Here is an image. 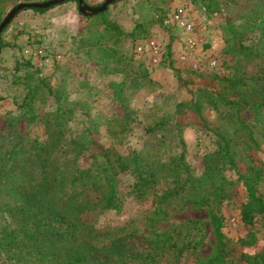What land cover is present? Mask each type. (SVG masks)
<instances>
[{
	"label": "trees",
	"instance_id": "trees-1",
	"mask_svg": "<svg viewBox=\"0 0 264 264\" xmlns=\"http://www.w3.org/2000/svg\"><path fill=\"white\" fill-rule=\"evenodd\" d=\"M12 1L0 0V21ZM69 1L77 7V0L65 2ZM244 1L249 5L238 21L227 20L222 26L227 72L214 78L215 88L198 87L189 100L177 103L173 116L147 110L137 119L127 104L126 82L136 88L157 83L122 51L120 38L125 32L109 19L108 8L85 16L88 21L75 48L97 65L99 74L124 77L108 83L121 114L92 112L88 80L77 82L86 95L71 99L67 73L53 87L31 61L15 58L11 83L20 89L13 97L19 112L5 118L0 128V264H179L187 252L194 255V264H264V250H238V244L255 243L256 220L264 228V159L259 156L264 144V0ZM204 9L216 12L220 4L208 0ZM9 23L0 33V52L10 45L2 37ZM143 31L137 23L128 35L135 40ZM170 47L171 41L168 52ZM49 97L52 108L45 110ZM207 110L215 123L204 115ZM184 111L198 116L210 143L199 173L185 159L183 125L178 120ZM139 121L150 134L139 150L121 154L113 147L97 146L102 131L121 142L132 123ZM22 122L28 126L39 122L44 132L23 134ZM85 154L91 161L81 167L79 159ZM120 172L132 177L137 199L151 198L148 219L154 228L148 234L127 224L99 226L86 218L91 212L121 208ZM240 185L246 196L239 216L248 232L231 242L222 230L220 207ZM186 206L205 209L214 236L207 256L197 255L206 237L200 220L157 228L172 210Z\"/></svg>",
	"mask_w": 264,
	"mask_h": 264
},
{
	"label": "rangeland",
	"instance_id": "rangeland-1",
	"mask_svg": "<svg viewBox=\"0 0 264 264\" xmlns=\"http://www.w3.org/2000/svg\"><path fill=\"white\" fill-rule=\"evenodd\" d=\"M44 0H13L7 4L6 13L21 2L33 3ZM104 0H86L91 6L102 3ZM208 0H120L108 6V17L119 24L125 34L121 36V49L135 64L146 68L149 77L157 84L153 87L140 86L136 88L129 81L124 84L126 102L135 111L137 119L142 113L153 110L158 114L174 115L176 104L189 100L198 87H216L215 77L224 75V56L222 55L223 32L222 26L227 20H236L249 5L244 0H218L220 10L206 12L204 4ZM78 20L73 25H67L68 30L60 29L63 25L55 24L54 16L64 3L47 9L44 12L24 10L15 15L9 23V28L3 32V40H9L14 35L25 34L30 36L27 44L36 49H42V54L33 58L28 53H20V58L29 60L39 70L40 75L49 79L55 87L67 74L70 98L85 96L84 90H79V81H89L92 86V112L102 111L107 115L121 114L122 109L114 99L110 81H122L121 74L112 73L102 75L98 73L97 65L88 58L78 54L75 48L76 37L86 26L88 21L82 16L75 2H70ZM184 10L185 19L191 22L192 29L185 30L173 20V13L178 9ZM5 13V14H6ZM3 15V17L5 16ZM79 21V22H78ZM78 23V24H77ZM137 23H141L144 31L142 36L135 40L128 35ZM58 28V30H56ZM50 35V36H48ZM46 36V40L45 37ZM171 41L168 52L167 45ZM12 43V42H11ZM35 49V50H34ZM6 59L0 58V128L4 127V119L19 112L13 97L19 94L20 89L12 85L16 75L14 64H6ZM66 71V72H65ZM65 72V73H64ZM21 73V70L19 72ZM67 73V74H66ZM70 75V76H69ZM52 99L49 97L44 106L51 109ZM208 121L215 123V117L210 110L204 112ZM183 125L182 137L185 143V159L199 173L203 168L202 156L210 148L209 140L205 137V130L196 114L184 111L178 117ZM22 133L38 135L44 132V127L37 122L28 126L21 123ZM104 130V129H102ZM150 134L145 132L144 124L132 123L131 130L121 142H114L106 137L105 131L99 136L98 145L113 147L114 151L127 154L132 150H139ZM264 159V144L259 152ZM90 155L85 154L79 159L81 167L90 164ZM119 185L123 193V204L119 210H104L91 212L86 216L99 226L127 224L137 228L140 234H148L154 228L150 224L148 208L151 198L137 199L132 193V177L127 172H120ZM246 191L240 185L237 194L230 200L222 203L220 210L223 215V232L228 240L237 242L244 238L248 227L240 220V205L244 202ZM194 219L205 224L206 237L200 245L197 255L207 256L214 247V236L204 208L186 206L183 209H174L165 220L158 223L157 228L162 230L174 226L188 225ZM261 220H256V241L250 246H240L238 250L255 253L264 250V228ZM194 255L186 253L179 264H194Z\"/></svg>",
	"mask_w": 264,
	"mask_h": 264
},
{
	"label": "crops",
	"instance_id": "crops-1",
	"mask_svg": "<svg viewBox=\"0 0 264 264\" xmlns=\"http://www.w3.org/2000/svg\"><path fill=\"white\" fill-rule=\"evenodd\" d=\"M70 2L71 1L65 2L64 3L65 5H63V7H61V9H59V12L54 16L55 24L63 25L61 27L62 29H60L63 32L65 30H68L69 27H67V25H73L78 20V17L76 15L74 7ZM56 30H58V32H60V30L58 28H56ZM48 36H50V35H48ZM2 37H3V34H2ZM29 37L30 36L25 35V34H19L18 36L14 35L9 40H6V41L4 40V42H7L10 45L5 46L1 50L0 58H2V60L6 59L7 60L6 64H10V63H14L15 58L19 57L20 53L25 54L26 50H28V51L32 50L33 51V48H31V46H29L27 44V42L30 39ZM44 38L46 40V36Z\"/></svg>",
	"mask_w": 264,
	"mask_h": 264
},
{
	"label": "water",
	"instance_id": "water-1",
	"mask_svg": "<svg viewBox=\"0 0 264 264\" xmlns=\"http://www.w3.org/2000/svg\"><path fill=\"white\" fill-rule=\"evenodd\" d=\"M66 0H44V1H34L33 3L28 2H21L13 6L2 18L0 21V33L6 28V25L12 20V18L19 12L22 11L25 8H33V7H40V8H49L53 7L55 5H59L64 3ZM120 0H104L100 5L98 6H90L88 5L85 0H77L78 5L77 9L78 12L82 16H90L94 15L96 13H99L101 11H104L108 8V6L114 2H117Z\"/></svg>",
	"mask_w": 264,
	"mask_h": 264
},
{
	"label": "built area",
	"instance_id": "built-area-1",
	"mask_svg": "<svg viewBox=\"0 0 264 264\" xmlns=\"http://www.w3.org/2000/svg\"><path fill=\"white\" fill-rule=\"evenodd\" d=\"M184 10L182 8H178L172 15L173 20L177 22L179 26H181L183 29L191 30L192 24L191 22H188V20L185 19ZM42 49H36L35 51H28L26 50L25 53H28L33 58L38 57L40 54H42Z\"/></svg>",
	"mask_w": 264,
	"mask_h": 264
}]
</instances>
